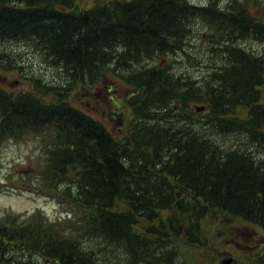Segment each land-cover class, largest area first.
I'll return each instance as SVG.
<instances>
[{"label":"trees","instance_id":"1","mask_svg":"<svg viewBox=\"0 0 264 264\" xmlns=\"http://www.w3.org/2000/svg\"><path fill=\"white\" fill-rule=\"evenodd\" d=\"M236 1L0 0V41L32 44L61 81L0 88V148L45 135L24 184L72 217L0 212V264H176L215 210L264 231V61L236 44L264 22ZM105 77L131 88L129 119L103 105L120 137L69 99Z\"/></svg>","mask_w":264,"mask_h":264},{"label":"rangeland","instance_id":"2","mask_svg":"<svg viewBox=\"0 0 264 264\" xmlns=\"http://www.w3.org/2000/svg\"><path fill=\"white\" fill-rule=\"evenodd\" d=\"M78 1L80 4L87 2L90 5H97L102 0ZM211 1L225 5L232 0H193L198 4ZM236 2L246 4V9L253 15L261 14L258 20L264 22V13L262 12L264 0H237ZM203 32L207 33L208 31ZM237 40L236 44L241 48L261 57V60L264 61V41ZM196 41H194L195 48L207 51L206 44L208 45V43L205 38H197ZM17 44V42L0 41V55L9 56V60L4 58L1 65L11 63L21 68L24 66V75H18L12 69L0 68V88L9 92H27L32 89V78L37 79V76L44 78L49 85L60 84V76L55 72L57 68L52 67L48 61L36 54L37 50L32 44ZM207 57L208 53H205V61ZM155 63L157 64V61ZM182 69H189L194 74L200 75L199 70L189 64ZM110 77H114V75H110ZM105 78L104 82L98 84L94 90H82L71 95L69 99L77 108L101 121L113 134L120 137L121 126L117 125L118 123L114 119H110V115L114 110L112 111L115 113L113 115H117L119 121L129 119L130 114L127 112L123 97L126 98V95L130 93V88L119 82L116 83L113 81L114 79ZM103 105H109L112 110L105 109ZM112 122L115 124L113 125ZM44 137L45 135L27 134L19 139H9L1 146L0 181L5 186L0 189V212L28 217L32 215V212L39 210L52 220L70 221L72 217L67 216L70 207L59 203L58 199L46 195L41 189L32 191L24 184L25 170L32 171L29 173L32 176L27 180V183H31L37 175L33 171L35 167L33 163L41 159L45 145ZM232 217H227V214L217 210L210 212L202 224L203 234L208 239L205 247L201 248L197 243H191V245L184 243L179 245L178 250L175 251L169 246V250L175 251L176 264H223L225 261H231V264H264V246H262L264 231Z\"/></svg>","mask_w":264,"mask_h":264},{"label":"water","instance_id":"3","mask_svg":"<svg viewBox=\"0 0 264 264\" xmlns=\"http://www.w3.org/2000/svg\"><path fill=\"white\" fill-rule=\"evenodd\" d=\"M223 264H231V261H225Z\"/></svg>","mask_w":264,"mask_h":264},{"label":"bare ground","instance_id":"4","mask_svg":"<svg viewBox=\"0 0 264 264\" xmlns=\"http://www.w3.org/2000/svg\"><path fill=\"white\" fill-rule=\"evenodd\" d=\"M205 4V3H204ZM202 21V20H201ZM242 43V42H241ZM264 44V43H263ZM202 49V48H201ZM138 66V65H137ZM184 67V66H183ZM140 68V67H139ZM122 78V77H121Z\"/></svg>","mask_w":264,"mask_h":264}]
</instances>
